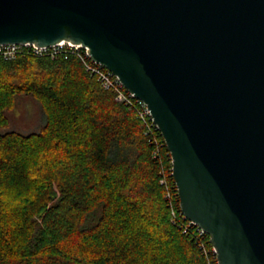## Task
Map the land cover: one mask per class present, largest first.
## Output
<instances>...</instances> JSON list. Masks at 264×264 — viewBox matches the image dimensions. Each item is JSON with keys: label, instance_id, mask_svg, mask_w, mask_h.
<instances>
[{"label": "water", "instance_id": "95a60500", "mask_svg": "<svg viewBox=\"0 0 264 264\" xmlns=\"http://www.w3.org/2000/svg\"><path fill=\"white\" fill-rule=\"evenodd\" d=\"M61 42L147 103L218 264H264V0H0V45Z\"/></svg>", "mask_w": 264, "mask_h": 264}, {"label": "trees", "instance_id": "16d2710c", "mask_svg": "<svg viewBox=\"0 0 264 264\" xmlns=\"http://www.w3.org/2000/svg\"><path fill=\"white\" fill-rule=\"evenodd\" d=\"M18 96L41 105L39 132L9 129ZM172 209L181 215L162 133L147 134L77 56L0 57V264H207Z\"/></svg>", "mask_w": 264, "mask_h": 264}, {"label": "built area", "instance_id": "2783aa9c", "mask_svg": "<svg viewBox=\"0 0 264 264\" xmlns=\"http://www.w3.org/2000/svg\"><path fill=\"white\" fill-rule=\"evenodd\" d=\"M70 55L77 56L84 64L89 76L95 77L105 90H110L115 94L116 102L135 113L137 119L146 126L147 134L159 130L147 103L137 98L134 93L128 91L119 78L106 67L92 60L88 48L69 42H61L49 47H38L34 44L0 45V57L7 61L15 60L18 56L50 57L56 59L60 56L67 58ZM160 183L165 184V179H162ZM170 221L172 224L178 225L183 233L191 235L198 241L204 256L207 258V264H218L217 252L214 247L210 250L206 246L204 241L206 233L200 226L188 220L182 212L181 215H178L173 209ZM194 227L196 228L194 229Z\"/></svg>", "mask_w": 264, "mask_h": 264}, {"label": "rangeland", "instance_id": "374dc122", "mask_svg": "<svg viewBox=\"0 0 264 264\" xmlns=\"http://www.w3.org/2000/svg\"><path fill=\"white\" fill-rule=\"evenodd\" d=\"M9 129L28 135L37 133L44 126L41 105L30 96H18L13 108L7 112Z\"/></svg>", "mask_w": 264, "mask_h": 264}, {"label": "crops", "instance_id": "0c3cea01", "mask_svg": "<svg viewBox=\"0 0 264 264\" xmlns=\"http://www.w3.org/2000/svg\"><path fill=\"white\" fill-rule=\"evenodd\" d=\"M45 123H46V116L44 114V121L42 122V125H45Z\"/></svg>", "mask_w": 264, "mask_h": 264}]
</instances>
